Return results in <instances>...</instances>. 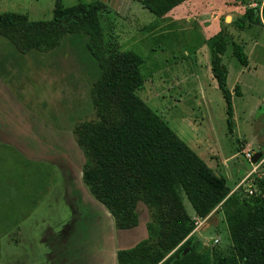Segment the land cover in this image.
<instances>
[{"label":"rangeland","instance_id":"rangeland-1","mask_svg":"<svg viewBox=\"0 0 264 264\" xmlns=\"http://www.w3.org/2000/svg\"><path fill=\"white\" fill-rule=\"evenodd\" d=\"M92 1L60 0V4ZM100 1L107 7L101 14L102 23L113 26L119 47L109 57L111 65L118 68L135 55L143 59L139 69L143 81L136 95L230 190L239 182L245 188L247 181L264 177L262 0H207L215 7L204 14H200L201 0H184L163 18L151 15L138 0ZM54 2L0 0V12L25 14L31 21L50 20ZM123 6L126 11L121 16ZM251 7L258 8L261 24L249 23L245 9ZM185 14L192 18L182 21ZM219 34L225 39L219 57L227 69L232 108L229 126L209 63L208 42ZM235 44L242 47L245 65L233 54ZM92 74L93 65L68 39L47 52L19 53L0 37V224L4 218L10 224L19 220V239L24 243L19 246L22 255L19 251L7 255L0 264H45L47 258L48 264L56 255H35V251L37 247L39 254L40 247L52 241H56L52 249L64 242L58 259L64 256L65 264H115L114 246L124 238L80 180L83 155L72 133L77 123L95 119L89 100ZM257 151L262 156L251 164L246 152ZM49 159L60 164L61 189ZM73 193L80 200L78 212L72 204ZM66 201H71L68 213L74 211L73 216H65ZM182 203L192 216L184 196ZM137 212L140 222L147 221L148 209L142 203L137 204ZM193 219L188 236L199 242V249L228 255L230 242L219 207L202 219ZM60 224L63 231L54 232ZM67 237L73 248L67 247Z\"/></svg>","mask_w":264,"mask_h":264},{"label":"trees","instance_id":"trees-1","mask_svg":"<svg viewBox=\"0 0 264 264\" xmlns=\"http://www.w3.org/2000/svg\"><path fill=\"white\" fill-rule=\"evenodd\" d=\"M183 1L138 0L156 18ZM106 10L100 0L70 6L55 0L50 20L31 21L25 14L0 12V37L19 53L47 52L65 38L93 65L89 100L95 119L77 123L72 132L83 155L80 180L118 229L137 224L138 203L149 214L146 238L116 250L115 264H264V177L253 179L251 194L240 187L230 192L224 179L136 95L143 81L139 72L143 59L135 55L118 68L111 65L109 57L119 47L113 26L102 23ZM245 10L249 23L261 24L257 7ZM260 12L264 20V0ZM224 41L219 34L208 46L210 72L223 96L229 126L232 108L227 69L219 57L225 50ZM233 54L240 65L246 64L241 45H234ZM183 196L192 216L184 208ZM216 207L228 234V255L201 251L199 242L188 236L194 228L193 218L202 219ZM4 221L0 224V259L19 254L24 244L19 239V220Z\"/></svg>","mask_w":264,"mask_h":264},{"label":"crops","instance_id":"crops-1","mask_svg":"<svg viewBox=\"0 0 264 264\" xmlns=\"http://www.w3.org/2000/svg\"><path fill=\"white\" fill-rule=\"evenodd\" d=\"M183 3H180L178 6H181ZM126 6V5H125ZM125 6H123L122 8H121V16H123V13H124V11H126V8H125ZM178 6H176V7H178ZM201 6H202V10H200V14L201 13H203L204 14V12H210V11H213V9H214V7H215V5H213L212 3H210L209 1H207V0H201ZM211 14V13H210ZM211 16V15H210ZM213 18H215V15H213L212 16ZM161 18H163V17H161ZM189 18H192V15H188V14H185V16H184V18H182V21H186L187 19H189ZM227 18V16H225L224 17V19H226ZM258 152H260V151H258ZM254 153V152H253ZM261 153V152H260ZM251 163V162H250ZM252 164V163H251ZM253 168V166L251 167V169ZM250 169V170H251ZM250 170L249 171H247L246 172V175L250 172ZM73 196L75 197V201H74V203L73 204H76V210H77V212H78V207L80 206V200H79V198H77V196L73 193ZM78 206V207H77ZM65 213H66V217H67V214H69L68 212H69V210H66V211H64ZM74 215V211H71L70 212V214H69V216H73ZM145 222H146V220H144V221H142V222H140L139 221V217H138V221H137V224L135 225V226H133V227H131V228H127V229H118V228H116L115 227V230H116V233L118 234V235H120V237H122V238H124L123 240H121L120 242L119 241H117L118 243H117V245L116 246H114V247H116L115 249H114V257H115V251L116 250H118V249H126V248H129V247H132L135 243H137L138 241H140V240H142V239H144V238H146V236H147V234H146V228H145ZM63 224H60L59 225V228L56 230V229H54L55 231L54 232H56V233H59V231L60 230H62L63 231ZM55 234V233H54ZM54 234H53V236H54ZM52 236V238L53 239H55V236L53 237ZM112 236H114V235H112ZM57 237H58V234H57ZM68 238V240H69V243L67 244V247L70 249L73 245H72V243H70L71 242V240H70V237H67ZM111 238H113V237H110V239ZM58 239V238H57ZM56 241H52V243H49V246H42L43 248H41L40 247V249H39V254H38V249H37V251H36V254L35 255H52L53 257H55V255H56V258L55 259H53L52 261L50 260L49 261V263L48 264H53V261L55 260V261H57L58 262V264H65L64 262H67V260H65V257L63 256V258H61L60 257V259H58L59 258V255H61V252H63V250H64V242H63V245H59V243H57V247H56V249H52L53 248V244L55 243ZM73 248V247H72ZM71 255H75L74 254V252H73V250H72V254ZM46 256V257H47ZM69 260V259H68ZM48 262V258H47V260H46V262H45V264ZM40 264H42V262L40 263Z\"/></svg>","mask_w":264,"mask_h":264},{"label":"flooded vegetation","instance_id":"flooded-vegetation-1","mask_svg":"<svg viewBox=\"0 0 264 264\" xmlns=\"http://www.w3.org/2000/svg\"><path fill=\"white\" fill-rule=\"evenodd\" d=\"M49 161V163L50 164H53L52 165V167L54 168V169H56V174H57V176H56V185H57V187L59 188L60 187V189H61V187H63L62 186V183L59 181V178L62 180V178H61V172H60V169H59V167H60V164L57 162V161H55V160H52V159H49L48 160ZM54 164H56V165H54ZM52 167H51V170H52ZM80 171H81V168H80ZM59 176V177H58ZM58 178V179H57ZM48 195V194H47ZM50 195H49V201H50ZM70 203H71V201H69ZM69 202L68 201H66V203H64V207H63V209H64V211H66V210H69L71 207H70V204H69ZM59 203H61L60 201H59ZM74 203V201L72 202V204ZM61 207V206H60ZM27 250V248H24V250ZM36 251H37V247H36ZM36 251H35V253H36ZM22 252H21V250H20V255H22L21 254Z\"/></svg>","mask_w":264,"mask_h":264},{"label":"built area","instance_id":"built-area-1","mask_svg":"<svg viewBox=\"0 0 264 264\" xmlns=\"http://www.w3.org/2000/svg\"><path fill=\"white\" fill-rule=\"evenodd\" d=\"M262 4V2H261ZM261 10V7L259 8ZM260 101H261V104L264 106V87H263V90H262V93H261V98H260ZM252 156V153L250 152H246V159L249 160ZM249 176V173L246 175V180H248ZM241 182L237 183L233 188L232 190H230V192H232L233 190L237 189L239 187V184ZM245 192H247L248 194H251L253 191H254V186H253V183L251 181H247L246 182V186L245 188H243Z\"/></svg>","mask_w":264,"mask_h":264},{"label":"water","instance_id":"water-1","mask_svg":"<svg viewBox=\"0 0 264 264\" xmlns=\"http://www.w3.org/2000/svg\"><path fill=\"white\" fill-rule=\"evenodd\" d=\"M260 152H254L253 154H252V156H251V158H250V162L252 163V162H254L256 159H258L259 158V156H260Z\"/></svg>","mask_w":264,"mask_h":264}]
</instances>
